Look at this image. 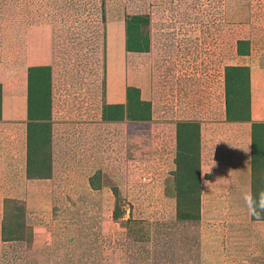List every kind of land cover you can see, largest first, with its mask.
Returning a JSON list of instances; mask_svg holds the SVG:
<instances>
[{"label": "rangeland", "instance_id": "374dc122", "mask_svg": "<svg viewBox=\"0 0 264 264\" xmlns=\"http://www.w3.org/2000/svg\"><path fill=\"white\" fill-rule=\"evenodd\" d=\"M0 63V264H264V0H0Z\"/></svg>", "mask_w": 264, "mask_h": 264}, {"label": "crops", "instance_id": "0c3cea01", "mask_svg": "<svg viewBox=\"0 0 264 264\" xmlns=\"http://www.w3.org/2000/svg\"><path fill=\"white\" fill-rule=\"evenodd\" d=\"M27 89L26 70L22 75L13 76L0 63V121H22L26 118Z\"/></svg>", "mask_w": 264, "mask_h": 264}, {"label": "clouds", "instance_id": "9594fccd", "mask_svg": "<svg viewBox=\"0 0 264 264\" xmlns=\"http://www.w3.org/2000/svg\"><path fill=\"white\" fill-rule=\"evenodd\" d=\"M242 199L250 217L257 220L264 218V193H244Z\"/></svg>", "mask_w": 264, "mask_h": 264}, {"label": "trees", "instance_id": "16d2710c", "mask_svg": "<svg viewBox=\"0 0 264 264\" xmlns=\"http://www.w3.org/2000/svg\"><path fill=\"white\" fill-rule=\"evenodd\" d=\"M33 12H36V11H33ZM39 13V12H38ZM63 19V18H62ZM54 20H55V15H54ZM61 20V19H60ZM50 66V65H49Z\"/></svg>", "mask_w": 264, "mask_h": 264}]
</instances>
